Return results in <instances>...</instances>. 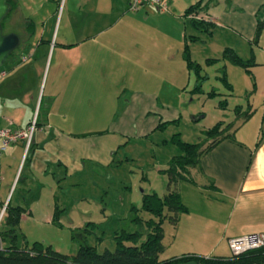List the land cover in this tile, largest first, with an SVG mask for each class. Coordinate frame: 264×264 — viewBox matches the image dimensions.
Instances as JSON below:
<instances>
[{"label":"crops","instance_id":"1","mask_svg":"<svg viewBox=\"0 0 264 264\" xmlns=\"http://www.w3.org/2000/svg\"><path fill=\"white\" fill-rule=\"evenodd\" d=\"M55 1L23 0L21 50L6 58V73L0 78V126L23 127L36 112L28 149L17 141L0 153L3 242L10 233L1 213L8 201L24 207L18 226L26 230L35 223L49 226L56 206L62 213L66 210L67 200L62 204L57 196L61 188L66 193L70 188L74 204L101 196L100 190L73 191L70 185L86 184L90 162L101 167L111 161L108 150L102 154L83 140L87 133L105 129L99 126L102 119L117 138L125 133L149 135L161 122L183 115L181 99L193 101L197 93L190 90L197 80L183 57L189 35H197L188 40L190 56L202 65L207 57H220L225 46L243 58L253 55L251 74L224 61L232 90L222 84L216 90L242 109L249 103L251 115L261 109V115L257 125H249L250 119L242 121L233 107L215 106L210 118L231 122L230 135L191 168L195 182L177 184L188 211L174 226L170 244L176 243L177 250L172 255H229V237L264 233V0H201L202 11L215 25L212 33L197 29L184 13L198 0H167V9L144 4L137 10L128 8L129 0H64L60 15L52 9ZM29 19L34 23L31 34L26 28ZM259 20L263 29L251 48ZM22 55L27 58L21 60ZM213 63L218 67L223 60ZM253 81L254 89L247 94ZM207 91L202 87L205 100L197 96L202 102L195 100L186 117H207L204 104L212 99ZM118 105L121 110L107 119L108 107ZM68 181L69 188H64ZM210 190L215 194H207ZM77 216L71 222L76 227L91 220L88 213Z\"/></svg>","mask_w":264,"mask_h":264},{"label":"rangeland","instance_id":"2","mask_svg":"<svg viewBox=\"0 0 264 264\" xmlns=\"http://www.w3.org/2000/svg\"><path fill=\"white\" fill-rule=\"evenodd\" d=\"M63 2L64 0H59L58 3L55 1L53 4L52 9L56 7V14L58 15L61 13ZM23 21V0H18V6L11 12L4 32H14L22 40ZM56 29L57 27L55 31ZM61 33L62 26L59 31V34ZM6 62L7 59H4L0 67H6ZM216 67L214 63L203 64L202 73L206 74V77L201 80V87L204 90L210 89L213 86L218 90L217 86L222 84L216 77ZM191 73L195 79L196 75L193 72ZM202 93L197 92L195 95L196 99H193V101L189 97L182 98L181 106L183 110H180L183 115L174 120L163 121L166 123L163 126L160 125L159 128L155 129L149 135L135 136V134L125 133L115 138L116 134L114 133V135L111 130L107 129L106 119H102V123L99 126L105 129L95 134L92 132L87 133L83 140L89 143L91 149L98 148L102 154H104L103 150H108L111 154V161H109V165L102 164L101 167L98 162H90L85 177L86 184L70 185L73 191L90 189L91 192L96 194L100 190L101 196L81 199L74 204L71 201L70 188L68 186L71 180L64 182L62 186L69 188L67 190L68 193L64 192L61 188L57 191V196L61 198L60 203L62 204L67 200L68 207L66 210L63 213V210L61 213L59 212L57 221L54 222L52 220L49 226L44 223H35L33 226L24 230L20 229L17 225L13 233L15 242L21 245L24 240H27V243L30 244L33 240H39L38 238H41L43 241H40L51 244L53 248L61 252L74 254L80 244H94L99 251L105 248L114 249L115 232L121 230L132 231L139 229L145 231V224H139L134 217L139 215L142 219H146L151 214L143 209L135 211L132 205L137 207L141 206L143 192L157 191L160 195L166 193L167 174L160 169L167 166L166 162L168 158L181 153L179 146L172 140L173 134L179 132L183 140L191 142L198 141L204 137L202 129L215 123L210 117L216 114L215 106L218 100L223 97L218 93L211 96L212 99L209 98V100H206L204 106L207 111V117L204 120L200 118L197 120L199 123H197V121H193L191 118L185 116L186 110L196 106L195 100L197 103L199 101L200 103L202 102L200 100L204 98ZM197 96L201 98L197 100ZM172 98L173 101L176 100V97ZM234 100L233 98H227L226 108L229 106L231 108L234 107L236 102ZM119 110H121L120 105L108 107L106 118L108 119L112 112ZM230 111L233 113V109H230ZM230 111H226V115ZM254 113L249 116L250 118H246L251 121L249 125H257V120L260 119L261 109H258ZM241 119L242 121L246 120L243 117ZM198 127H201L200 132ZM210 140L208 139V141ZM91 167H93V171ZM20 187L21 184L19 182L16 190ZM207 194L214 195L215 192L210 190L207 191ZM82 212L90 214L91 220L89 219L84 224H80L81 226L79 227L73 226L71 222L77 221V215L82 216ZM162 226L164 231L163 243L167 245L160 252L159 257L166 258L174 254L175 250H177L176 243L170 244L173 238L172 234L176 232V227L169 221L168 217L163 220ZM11 237L12 235H8L7 240H10ZM178 254L180 253L176 255Z\"/></svg>","mask_w":264,"mask_h":264},{"label":"trees","instance_id":"3","mask_svg":"<svg viewBox=\"0 0 264 264\" xmlns=\"http://www.w3.org/2000/svg\"><path fill=\"white\" fill-rule=\"evenodd\" d=\"M6 1L10 4V8L0 20L3 32L11 12L18 6V0ZM202 9L201 0H198L189 5L184 13L188 16L192 13L195 15L205 14ZM189 21L199 30L207 33L213 32L214 23L203 16H189ZM33 25V20H26V28L30 34L33 33ZM261 28L262 21L259 20L255 36L251 41V48L252 44L257 41ZM196 38L197 35L187 37L183 47V57L186 60L188 69L196 75L197 82L190 90L201 92V80L206 77V74L202 73L203 65L191 58L188 44L189 39ZM22 43L20 39L18 45L10 51L6 58L18 56ZM219 60H223V63L217 67V78L229 90H232V84L228 80L224 61L241 66L249 74H251V66L256 64L253 55L249 58H243L231 46H225L220 57H207L205 63L211 64ZM252 86L247 94L254 89V81ZM207 94L210 96L215 95L217 90L212 87L207 91ZM226 102L227 99L224 97L220 98L217 104L225 107ZM240 108L241 105L238 104L233 107L237 115H242L244 119L251 115L252 108L249 103L244 109ZM164 123L166 122L160 125L163 126ZM230 125L231 122L223 124L222 120H218L211 126L204 128V137L194 142L181 139L179 132L173 134L172 140L179 146L181 153L170 157L167 166L160 169L167 174L168 191L163 195H160L157 191L143 192L141 206L132 205V208L135 211L143 209L151 214L146 219H142L139 215L134 217L139 224H145L146 230L135 229L115 232L114 249L105 248L99 251L94 244H80L74 254H68L40 240H33L30 244L27 243V240H24L23 244H17L13 233L19 223L20 212L24 207L12 205L8 201L4 209V216L10 224L8 232L12 237L7 243H4L6 235L0 232V264H178L189 260H194L198 264H264V246L249 248L236 254L231 252L229 255H203L184 252L166 258L159 257L160 252L164 249L163 220L168 217L169 221L176 225L180 216L188 211L186 204L181 199L177 184L181 180L195 182L190 175L191 168L199 165L200 157L204 152L213 147L219 140L230 135L228 131ZM208 139L211 140L208 141ZM260 141V139L257 141V145ZM60 211L61 209L56 206L52 217L54 222L57 221Z\"/></svg>","mask_w":264,"mask_h":264},{"label":"built area","instance_id":"4","mask_svg":"<svg viewBox=\"0 0 264 264\" xmlns=\"http://www.w3.org/2000/svg\"><path fill=\"white\" fill-rule=\"evenodd\" d=\"M152 5L158 9H167V0H129L128 8L131 10H137L142 5ZM189 16L200 17L210 20L206 14H189ZM27 56H21V60L26 59ZM6 70L0 67V78L4 76ZM36 129V112L33 115L31 121L23 127H4L0 126V153L3 152L9 145L17 141H22L25 150L28 149L32 142L33 134ZM4 211L2 209L1 213ZM228 245L233 253H239L249 248L264 246V233L262 232H251L242 234L239 236L229 237Z\"/></svg>","mask_w":264,"mask_h":264},{"label":"water","instance_id":"5","mask_svg":"<svg viewBox=\"0 0 264 264\" xmlns=\"http://www.w3.org/2000/svg\"><path fill=\"white\" fill-rule=\"evenodd\" d=\"M10 4L6 0H0V20L7 13ZM19 36L14 32H3L0 25V65L6 56L14 49L19 43ZM178 264H198L194 260L180 262Z\"/></svg>","mask_w":264,"mask_h":264}]
</instances>
